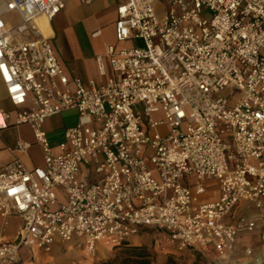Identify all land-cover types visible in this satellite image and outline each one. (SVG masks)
<instances>
[{
  "label": "built area",
  "instance_id": "built-area-1",
  "mask_svg": "<svg viewBox=\"0 0 264 264\" xmlns=\"http://www.w3.org/2000/svg\"><path fill=\"white\" fill-rule=\"evenodd\" d=\"M168 2L159 16L157 0L118 6L116 40L143 46L97 56L100 74L114 73L102 85L70 81L38 28L66 0H0V132L29 125L33 141L12 151L37 146L43 160L0 164V214L23 222L0 242V264L56 244L94 258L147 233L151 252L223 256L257 228L231 221L242 202L264 238V0ZM231 88L238 95L213 97ZM66 111L77 123L53 144L45 121Z\"/></svg>",
  "mask_w": 264,
  "mask_h": 264
},
{
  "label": "crops",
  "instance_id": "crops-1",
  "mask_svg": "<svg viewBox=\"0 0 264 264\" xmlns=\"http://www.w3.org/2000/svg\"><path fill=\"white\" fill-rule=\"evenodd\" d=\"M127 2V0H93L91 3H82L80 0H66L64 10L49 20L51 25V34L49 37L59 62L69 76L70 81L74 78H80L86 84L89 80H96L99 84H105L109 78L114 76L113 71L107 64L106 75H101L98 68L97 56L104 55L109 46L115 49L127 48L131 40L119 42L115 38V21L117 19V8L119 5ZM45 18V17H41ZM104 36H108L105 40ZM78 114L76 111H66L57 116L51 117L45 121L44 129L49 135H57L62 133L64 129L76 125ZM47 122V123H46ZM18 140H25L28 142L33 141V134L31 128L27 124L10 125L6 130L0 132V164H6L11 160L19 157L26 163L27 166L33 167L42 165L41 150L37 146L40 154V160H36L32 154V149L25 153H17L12 151L16 147ZM240 217H246L255 220L258 225L252 232L241 233L237 238L235 249L231 253L223 256L211 251L202 254L203 256H211L214 258V264H264V238L260 230V214L255 206L249 202H242L236 209L235 214L231 221H236ZM19 220L16 229H10L5 232V226L9 224V220ZM23 222L20 217L16 215H9L2 217L0 214V242L15 241L19 234ZM135 241H140L139 245L151 248V243L145 244L142 238H133ZM133 240V241H134ZM143 243V244H142ZM132 244V243H131ZM134 245V244H132ZM63 246L56 244L55 248ZM72 249V248H70ZM100 250H105L103 246H99ZM20 251L18 261L22 256ZM29 259H37L41 257L43 261L47 259L48 252L35 249L30 252ZM73 249V257L82 258L81 254L85 253ZM251 252V253H248ZM177 256V252H174ZM179 255V254H178ZM83 256V255H82ZM152 264H166L168 255L160 252H151ZM83 259V258H82ZM13 263V264H16ZM88 260L82 262H74V264H86Z\"/></svg>",
  "mask_w": 264,
  "mask_h": 264
},
{
  "label": "rangeland",
  "instance_id": "rangeland-1",
  "mask_svg": "<svg viewBox=\"0 0 264 264\" xmlns=\"http://www.w3.org/2000/svg\"><path fill=\"white\" fill-rule=\"evenodd\" d=\"M167 9L168 10L170 9V4H169L168 0H157L156 12H157L158 16L161 13L165 12ZM104 39L107 40L108 36H104ZM135 46H143V42L141 40L132 39L131 43L127 46V48H132ZM230 91H233L234 95H238V93H239V91L237 89L231 88V89H226L224 91H221L219 94H214L213 97L217 98L219 96H222V97L228 96ZM0 95L2 97H5V92L3 90L1 83H0ZM5 105L7 108L10 107L9 104L7 103V101H5ZM10 114L12 117L11 120H13L15 118L17 112L11 111ZM48 119H47V121H48ZM49 139L53 144L58 143L59 141H61L63 139V132L59 133L57 135H49ZM32 154L34 155L36 160H38V161L40 160L39 159L40 154H39V150L37 147H33ZM212 189L213 188L208 189L207 193L211 194V192H213ZM218 195H219V192L216 191L215 196H218ZM59 206H60V203H56V204L52 205L51 207L54 209V208H57ZM19 223L20 222L17 219H16V221L9 220V224L7 226H5V232H8L10 229H13V228L15 230ZM154 235H155L154 233H147V234H144L143 236H141L139 238H142L143 243H145V244L149 243V246H150V243L152 245V239L154 238ZM133 240L134 239H132L131 243L134 245H132V246H136V247H142L143 246V245H139L141 243L140 241H135V240L133 241ZM79 242L81 243V240ZM128 247H131V246H123V247H120L117 249L115 248V249L110 250L109 248L103 246V248H105V250H104L105 255H102L101 253H97L94 258H91L86 253L81 254L82 252H80L81 257L83 258L82 259V258L77 257L79 254H77L76 257H73L72 253H70L75 248L70 249L66 246H61V247L55 248V250H54L55 252H48L51 255H47L48 257L45 261H43L42 258L39 256L37 257L36 260L33 258L29 259V257H31V254L29 252H27L28 249L25 248V249H23L24 252H22V256L27 257V258H24V259L21 258L19 260V262L16 264H74V262H77V261L83 263L85 260H88V263H86V264H99V263L105 264V262H107L109 260L120 258L123 255V252H126V249ZM77 250L81 251V249H77ZM98 252H99V250H98ZM175 252H177V256H174V257L178 258L179 261H181L185 264H214V258L211 256L206 257L200 253L193 252V251H190L187 249H183V250L176 249Z\"/></svg>",
  "mask_w": 264,
  "mask_h": 264
},
{
  "label": "trees",
  "instance_id": "trees-1",
  "mask_svg": "<svg viewBox=\"0 0 264 264\" xmlns=\"http://www.w3.org/2000/svg\"><path fill=\"white\" fill-rule=\"evenodd\" d=\"M105 264H152L151 251L145 246H131L126 249V252H123L120 258L109 260L105 262ZM166 264L185 263L179 261V259L174 256H170Z\"/></svg>",
  "mask_w": 264,
  "mask_h": 264
},
{
  "label": "bare ground",
  "instance_id": "bare-ground-1",
  "mask_svg": "<svg viewBox=\"0 0 264 264\" xmlns=\"http://www.w3.org/2000/svg\"><path fill=\"white\" fill-rule=\"evenodd\" d=\"M38 28L44 36H49L51 34V25L49 23V20L46 18H40L38 21ZM102 255H105L103 250H100Z\"/></svg>",
  "mask_w": 264,
  "mask_h": 264
}]
</instances>
